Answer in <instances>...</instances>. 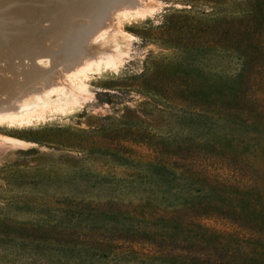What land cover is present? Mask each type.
I'll list each match as a JSON object with an SVG mask.
<instances>
[{
  "label": "rangeland",
  "instance_id": "obj_1",
  "mask_svg": "<svg viewBox=\"0 0 264 264\" xmlns=\"http://www.w3.org/2000/svg\"><path fill=\"white\" fill-rule=\"evenodd\" d=\"M121 2L0 0V264L223 256L218 234L179 243L173 228L230 220L254 229L236 256H264V224L242 199L264 193V0H153L89 42ZM65 73L89 91L76 112L9 122L13 107L57 104L72 90Z\"/></svg>",
  "mask_w": 264,
  "mask_h": 264
},
{
  "label": "trees",
  "instance_id": "obj_2",
  "mask_svg": "<svg viewBox=\"0 0 264 264\" xmlns=\"http://www.w3.org/2000/svg\"><path fill=\"white\" fill-rule=\"evenodd\" d=\"M263 191V185L261 183V185L259 186L258 184V193L253 194L252 195H248V194H243L242 195V199H247L249 201H251V210L249 211H245L248 218H255L257 220L258 223L264 224V193H262ZM243 209V208H242ZM235 213L238 215V210L235 209L234 210ZM226 219H228V217L226 216ZM238 225L236 222H234L233 220H230V222L228 223V226L226 227L225 230L219 232L213 228L207 227V225L202 224V223H198V224H176V227L173 228L174 233L179 235L180 237V242L179 243H185L186 239L189 240H194L196 241V243H206V240H204L203 238H200L199 240H197V236H195L194 234H198V233H202L203 235L201 236H206V234L210 235V233L213 234H218L216 236L224 238L226 240V244L221 245V248L223 250V253H221L223 256H217V255H211V256H177L176 255V260L180 261L181 264H264V256H236L237 252H241V253H245L244 250H246L247 248H245L241 243H245L244 242V238L245 237H251V240H255V235L250 234L249 229H251L252 231H254L253 228L251 227H243L240 232L237 229ZM195 229V230H192ZM199 230V231H197ZM209 232V233H208ZM240 238L242 239H239ZM236 237H238L236 239ZM236 242V244L234 245L233 242ZM127 242L132 243L131 240H127ZM247 243V242H246ZM150 244V245H149ZM143 245H146V247H148V252H149V247L156 249L158 248V246H155L152 242L146 240L145 242H143ZM238 245V246H237ZM240 246V247H239ZM195 246H191V248H193ZM210 246H208V250H217V248H209ZM188 248L183 249L182 247H179L178 245L175 247L174 249V253H180V252H186ZM244 249V250H243ZM134 250V249H132ZM168 250V249H167ZM166 250V251H167ZM141 254L143 255H148L144 252H141Z\"/></svg>",
  "mask_w": 264,
  "mask_h": 264
},
{
  "label": "bare ground",
  "instance_id": "obj_3",
  "mask_svg": "<svg viewBox=\"0 0 264 264\" xmlns=\"http://www.w3.org/2000/svg\"><path fill=\"white\" fill-rule=\"evenodd\" d=\"M151 1H153V0H122L121 3L115 4V5L111 6L107 10L108 12H106V13L104 12L102 15H100L98 17L95 25L93 24L94 25L93 31L87 36V38H89V42H91V40H93V37L95 35H98V34L104 32V31H105L104 33H107V32H110V33L119 32L118 31V30H120V29H118V23H119L118 21L119 20L117 21V18H118V16H119L120 13H123V15H125V16H127V15H129V16H136V17L142 16V15H144V13H146L147 11H149L150 9L153 8V6L151 4ZM56 12H58V11H56ZM124 19H126V18H124ZM45 21H47V20H45ZM35 29H36V27H35ZM77 37H78V34H77ZM48 53L50 54V52H48ZM119 56H120V54H119L118 51L111 50L108 53H106L104 55V57L103 56H100V57H102V59H104L105 62H107L106 63V66H110V65H115V62L119 58ZM86 63L87 62L85 61V62H82L81 64L73 67L72 71L73 72L74 71H78V69H80V67L82 65L86 64ZM95 67H96V65H95ZM26 73H28V72H26ZM71 77H72V75H71ZM34 78H36V77H34ZM62 78H64L69 83L71 82L72 90L70 92L66 93V94L64 93L65 95H63V96H61L59 98L57 104H55L54 106L50 107L47 111L46 110L45 111L39 110L37 112H32L31 114L30 113H26V114L25 113H20L19 110H14V107L12 106L13 107L12 109L6 110L7 112H11L12 111L11 112V115H9L11 117H8L9 118V122L14 125V123L16 122V120H14V118H16L17 115H25V116L27 115V119L26 120L21 121V122L20 121H17L19 126H30V125H33V124L38 125V124H41L43 122H46L49 118H53V117H55L58 114H60V115H70V114L76 112L77 109H78V107L83 102H85L88 99V97H89V91H88L87 87L84 86V83L70 80V74L69 73H65V75ZM15 140L16 141H19V142L21 141L19 139H15Z\"/></svg>",
  "mask_w": 264,
  "mask_h": 264
}]
</instances>
